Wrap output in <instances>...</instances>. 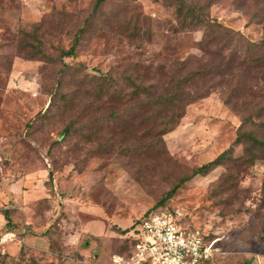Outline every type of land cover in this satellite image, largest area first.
I'll return each instance as SVG.
<instances>
[{
  "label": "rangeland",
  "instance_id": "374dc122",
  "mask_svg": "<svg viewBox=\"0 0 264 264\" xmlns=\"http://www.w3.org/2000/svg\"><path fill=\"white\" fill-rule=\"evenodd\" d=\"M212 1L209 14L237 33L203 46L202 28L175 29V0H0V211L15 227L2 228L0 264H117L130 224L182 175L161 205L216 238L209 264H264V145L250 157L248 141L234 143L239 130L264 141V0ZM25 32L49 54L73 43L74 54L30 56ZM133 68L141 84L205 70L187 89L207 93L178 106L163 143L137 139L139 99L124 96ZM105 72L112 96L91 76ZM55 89L77 96L64 106Z\"/></svg>",
  "mask_w": 264,
  "mask_h": 264
},
{
  "label": "trees",
  "instance_id": "16d2710c",
  "mask_svg": "<svg viewBox=\"0 0 264 264\" xmlns=\"http://www.w3.org/2000/svg\"><path fill=\"white\" fill-rule=\"evenodd\" d=\"M102 0H96L95 5H98ZM175 13L177 15V25L175 26L176 30L179 29H191V28H202V37L201 43L203 46H206L214 41H216L220 35H226L232 37L233 33L236 30L231 29L227 25L223 24L221 21L212 17L207 8L213 2L210 1H200V0H175ZM38 23L35 24V29L38 28ZM26 35H30L33 41L25 39L19 44V49L30 54V56H39L44 60L54 62L65 55H73L75 51V44H71L68 48H60L57 55L49 54L45 51L43 47L42 39L37 36L34 32H25ZM262 45H264V38L262 39ZM257 45V44H254ZM202 48V47H201ZM259 60V59H257ZM205 70L202 69H190L183 75H165L161 76L160 79L164 80L157 82H150L148 84H141L136 81L140 79L144 72L137 71L136 68H133L132 71L125 74V78L130 82L133 88L129 91L127 98L139 99V103L136 109L135 117L138 119V122L145 124L144 130L140 132V136H137L141 145L145 144L142 142V138L151 136L154 141L157 139L160 142H164L163 134L174 129L180 122L181 117L184 115V110L179 109L184 103H188L200 96H204L207 93L206 89H195L193 91L187 89L188 84L192 83L196 78L200 77L201 73H204ZM94 79L95 89L97 94L107 93L109 96L114 95V92H111L105 83L108 80L113 79V76L109 72L93 74L91 75ZM110 82V81H109ZM78 89V88H77ZM53 96L58 99V101L63 102L64 106L69 105L68 101H73L77 95H68L65 91L61 89H55ZM122 95L118 94V97ZM51 102V101H50ZM49 102V103H50ZM114 114V113H113ZM264 124V123H263ZM71 124H66L61 132V135L70 131ZM126 126V125H125ZM124 129V126H122ZM248 141V156L253 157L256 155L255 151L257 147L264 145V141L258 138L253 132L247 130H239L238 134L234 139L236 142ZM233 143V144H234ZM148 144V143H147ZM262 144V145H261ZM233 145L229 146L227 149L219 153L215 158L199 165L193 171L192 174H204L213 169L215 166L222 164L224 162V157ZM227 157V155H226ZM264 159V158H260ZM190 175H182L177 181L172 185V187L163 195L159 200H157L152 209L158 206H161L162 202L166 200L171 194H173L176 189L185 182ZM150 209L146 210L140 217L146 214ZM3 215L5 217V231L14 230V223L9 215V211L6 208H2ZM140 217L136 218L129 226L133 228L136 223L139 222ZM127 228H124L123 231H126ZM207 237V236H206ZM127 246L129 242L133 241L131 235H127ZM208 238V237H207ZM126 246V247H127ZM32 264L34 261H32Z\"/></svg>",
  "mask_w": 264,
  "mask_h": 264
},
{
  "label": "built area",
  "instance_id": "2783aa9c",
  "mask_svg": "<svg viewBox=\"0 0 264 264\" xmlns=\"http://www.w3.org/2000/svg\"><path fill=\"white\" fill-rule=\"evenodd\" d=\"M178 207L158 206L140 217L128 235L134 239L123 253L113 256L117 264H209L218 247L216 238L185 219ZM12 232L3 236H11Z\"/></svg>",
  "mask_w": 264,
  "mask_h": 264
},
{
  "label": "crops",
  "instance_id": "0c3cea01",
  "mask_svg": "<svg viewBox=\"0 0 264 264\" xmlns=\"http://www.w3.org/2000/svg\"><path fill=\"white\" fill-rule=\"evenodd\" d=\"M5 217L3 215V212L0 211V233L2 232V228L5 226ZM8 231V230H6ZM13 233V232H12ZM241 264H263L262 260L258 257H248L246 260H244Z\"/></svg>",
  "mask_w": 264,
  "mask_h": 264
}]
</instances>
